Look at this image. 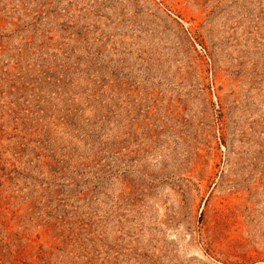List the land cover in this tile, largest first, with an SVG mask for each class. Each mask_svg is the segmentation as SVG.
I'll return each instance as SVG.
<instances>
[{
  "label": "rangeland",
  "instance_id": "374dc122",
  "mask_svg": "<svg viewBox=\"0 0 264 264\" xmlns=\"http://www.w3.org/2000/svg\"><path fill=\"white\" fill-rule=\"evenodd\" d=\"M0 264H264V0H0Z\"/></svg>",
  "mask_w": 264,
  "mask_h": 264
}]
</instances>
